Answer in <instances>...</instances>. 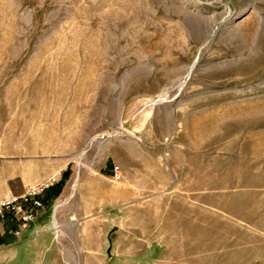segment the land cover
Returning <instances> with one entry per match:
<instances>
[{
    "label": "rangeland",
    "instance_id": "374dc122",
    "mask_svg": "<svg viewBox=\"0 0 264 264\" xmlns=\"http://www.w3.org/2000/svg\"><path fill=\"white\" fill-rule=\"evenodd\" d=\"M69 168L0 264H264V0H0V201Z\"/></svg>",
    "mask_w": 264,
    "mask_h": 264
},
{
    "label": "built area",
    "instance_id": "2783aa9c",
    "mask_svg": "<svg viewBox=\"0 0 264 264\" xmlns=\"http://www.w3.org/2000/svg\"><path fill=\"white\" fill-rule=\"evenodd\" d=\"M114 179H121L119 167H114ZM57 183L53 177L34 187H30L22 196H9L0 201V219H5L8 215L18 218L19 230L14 232V236L21 237L22 231L27 230L35 223L39 212L44 208L42 196ZM1 244V237H0Z\"/></svg>",
    "mask_w": 264,
    "mask_h": 264
},
{
    "label": "bare ground",
    "instance_id": "6f19581e",
    "mask_svg": "<svg viewBox=\"0 0 264 264\" xmlns=\"http://www.w3.org/2000/svg\"><path fill=\"white\" fill-rule=\"evenodd\" d=\"M158 101H160V102L161 101H165V98H160ZM156 102L157 101H152L150 105H154ZM77 164H78V166L81 165L80 162H78ZM79 176L80 175L77 172L75 178L73 179V181H72V183L70 185V190L69 191H71V197L74 195V192H76ZM67 195H69V192H67ZM60 209H61V205H59V204L56 205L55 210H54L53 215H52V217H53V227H54L55 237H56L57 240H59L61 237L64 236V232H63L62 228L60 227L59 222H58L57 217H56L57 214L59 213Z\"/></svg>",
    "mask_w": 264,
    "mask_h": 264
},
{
    "label": "trees",
    "instance_id": "16d2710c",
    "mask_svg": "<svg viewBox=\"0 0 264 264\" xmlns=\"http://www.w3.org/2000/svg\"><path fill=\"white\" fill-rule=\"evenodd\" d=\"M68 172H70V168L63 174V178L61 180V182L58 184V185H54L52 188H50L46 193V203L47 204H50L51 201L58 196L59 192H60V189L62 187V182L64 181V179L66 177H68Z\"/></svg>",
    "mask_w": 264,
    "mask_h": 264
},
{
    "label": "crops",
    "instance_id": "0c3cea01",
    "mask_svg": "<svg viewBox=\"0 0 264 264\" xmlns=\"http://www.w3.org/2000/svg\"><path fill=\"white\" fill-rule=\"evenodd\" d=\"M34 230H35V231H34V234H35V233H37V232L39 231V228L36 227V225H34ZM32 236H33V235H32ZM31 246H32V245H31ZM31 246H30V247H31ZM32 248H33V247H32Z\"/></svg>",
    "mask_w": 264,
    "mask_h": 264
}]
</instances>
